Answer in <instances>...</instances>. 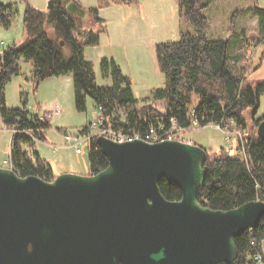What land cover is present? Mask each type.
Masks as SVG:
<instances>
[{
  "label": "trees",
  "instance_id": "16d2710c",
  "mask_svg": "<svg viewBox=\"0 0 264 264\" xmlns=\"http://www.w3.org/2000/svg\"><path fill=\"white\" fill-rule=\"evenodd\" d=\"M136 1L118 0L125 4ZM68 2L48 0L45 11L27 3L22 20L25 39L0 52V118L13 131L9 166L20 176L36 175L52 180L55 175L50 163L34 149L36 141L48 140L50 123L37 113L32 114L25 108H9L5 103L4 86L12 75L20 74L19 61L23 58L33 67L35 87L42 80L70 74L75 109L85 110L86 99L91 97L95 107H101L107 123L126 134H145L150 127L158 129L160 126L168 130L172 121L180 129H190L195 122L199 127L216 124L240 132L233 148L206 149L208 171L197 191V199L204 206L222 210L252 200L264 201V140L256 132L258 122L264 117L258 120L252 117L248 122L243 115L246 109L252 115L256 113L260 95L264 93V79L253 85L245 81L250 71L258 69L263 54H259L257 62L249 69L248 40L231 52L228 40L207 36V19L203 13L209 3L207 0H176L180 17L193 26V31L181 32L177 40L156 44V62L164 75V84L152 88L150 96L138 105L130 78L113 59L104 56L100 60L101 71L111 76L112 85L96 84L94 64L86 58L84 47L99 43L104 19L98 16L95 7L83 8L84 17L71 14L66 10ZM13 7L12 3H0V24L4 28L12 23ZM255 12L258 38L262 39L264 9L256 7ZM149 98L164 99V112L153 110L147 102ZM118 110L124 111V120L118 118ZM250 126H254L255 131H249ZM87 131L88 124L77 130ZM239 151L242 155L237 153ZM88 163L91 173L107 165L94 138L89 146ZM159 187L169 200L181 196L180 190L165 179L159 181ZM235 245L236 260L217 264H255V256L264 258V214L255 227L235 237Z\"/></svg>",
  "mask_w": 264,
  "mask_h": 264
},
{
  "label": "water",
  "instance_id": "95a60500",
  "mask_svg": "<svg viewBox=\"0 0 264 264\" xmlns=\"http://www.w3.org/2000/svg\"><path fill=\"white\" fill-rule=\"evenodd\" d=\"M66 10L86 14L74 1ZM256 132L264 140V118ZM95 141L107 165L94 173L65 171L44 180L0 165V264L236 260L235 237L258 224L264 201L227 210L202 205L205 148L178 139L119 142L98 135ZM161 179L180 190L179 199L162 194Z\"/></svg>",
  "mask_w": 264,
  "mask_h": 264
},
{
  "label": "rangeland",
  "instance_id": "374dc122",
  "mask_svg": "<svg viewBox=\"0 0 264 264\" xmlns=\"http://www.w3.org/2000/svg\"><path fill=\"white\" fill-rule=\"evenodd\" d=\"M70 1L76 2L85 10L91 7L98 9V16L104 19V29L99 34V46L96 49H104L108 60L113 59L122 73L130 78L134 96L143 103V99L150 96L152 88L164 84V75L159 71L156 62V44L177 40L181 32L193 31V26L180 17L176 0H137L131 4L118 0H102V4L101 0ZM207 1L209 3L203 9L207 19V36L228 40L231 52L235 51V46L243 45L242 42L248 40L246 60L249 69L257 62L259 54H263V58L258 69L250 71L245 81L253 85L264 79V37L258 38V16L255 12L256 7L264 9V0ZM47 2L48 0H0V3H12L15 11L8 28L0 24V52L7 46L19 44L25 39L22 20L27 3L45 11ZM100 60L101 58L95 61V81L98 86L109 87L112 85V79L110 75H103ZM19 64L20 74L12 75L4 86L5 103L9 108H25L32 114L37 113L44 117L50 123L48 139L50 137L54 142L60 140L65 142V132L76 133L80 127L95 119L96 110L91 97L86 99L85 110L75 109L70 74L63 75L61 80L56 77L42 80L35 87L32 65L23 58L20 59ZM149 104L153 110L164 112L166 103L164 99H156ZM117 114L120 120L125 119L123 110H118ZM243 115L248 122L252 117L256 120L264 117V93L260 95L256 113L252 115L250 110L246 109ZM248 130L252 132L255 128L250 126ZM12 132V129L4 125L0 118L1 166L8 165L3 158L4 151L9 148ZM172 132L176 138L195 141L208 151H214L219 147L230 148L233 140L240 138V132L216 124L204 127L194 124L190 129H172ZM36 144L42 155L52 157L55 154L45 144ZM81 148L79 159L88 162L87 143H83ZM237 153L242 155L241 151ZM68 154L70 156L72 150H69Z\"/></svg>",
  "mask_w": 264,
  "mask_h": 264
},
{
  "label": "built area",
  "instance_id": "2783aa9c",
  "mask_svg": "<svg viewBox=\"0 0 264 264\" xmlns=\"http://www.w3.org/2000/svg\"><path fill=\"white\" fill-rule=\"evenodd\" d=\"M95 110L97 112V115L95 119L88 124V131L86 133H82V132L64 133L65 143L70 146H74L77 153L82 152L81 145L83 143H87L89 147L92 139L93 138L95 139L96 136L98 135H103L105 137L111 138L119 142L130 141L134 139H143L149 142H156L165 139H178L175 137L174 132H172V129H180L175 125L174 121H172V125L168 130H164L160 126L158 129L150 127L149 131L145 134L142 133L126 134L121 130L113 129V127L109 123H107V121L105 120V118L101 113L100 106L95 107ZM178 140L191 142L190 140H184V139H178ZM253 261L255 262V264H261L264 263V258L260 256H255L253 258Z\"/></svg>",
  "mask_w": 264,
  "mask_h": 264
},
{
  "label": "crops",
  "instance_id": "0c3cea01",
  "mask_svg": "<svg viewBox=\"0 0 264 264\" xmlns=\"http://www.w3.org/2000/svg\"><path fill=\"white\" fill-rule=\"evenodd\" d=\"M99 46V44L97 45H92V46H86L84 47V54L86 56V58L90 59L94 66H95V61H98L100 58L102 57H106V51L104 49H99L97 50L96 48ZM95 58V60H94ZM62 76H58L56 77V79H63L61 78ZM155 101L156 99H148V103H152V101ZM94 103V101H93ZM138 103H142L138 101ZM94 105V104H93ZM95 107V105H94ZM58 110V109H56ZM96 115L97 112L95 111ZM50 140V141H49ZM234 141L231 143V148L234 147ZM36 143H42L45 144L47 147L51 148L53 153H55L52 157L49 155H42L40 153V151L37 149V144ZM34 149L38 152L39 156L45 160H47L53 170V173L59 174L61 172H76V173H81V174H87L89 173V163L83 159L81 160V158L79 159V153L76 152V149L74 146H70L68 144H66L65 142H62V140L58 141V142H54L53 140H51V138L49 137V139L47 141H36L34 144ZM72 150V154L69 156L68 151ZM8 151L9 148H7L4 151V155L5 157L3 158V161L6 162V164H8L7 160H8ZM49 151V150H48Z\"/></svg>",
  "mask_w": 264,
  "mask_h": 264
},
{
  "label": "flooded vegetation",
  "instance_id": "af4514ba",
  "mask_svg": "<svg viewBox=\"0 0 264 264\" xmlns=\"http://www.w3.org/2000/svg\"><path fill=\"white\" fill-rule=\"evenodd\" d=\"M89 173H91V172H89ZM88 174V173H87Z\"/></svg>",
  "mask_w": 264,
  "mask_h": 264
}]
</instances>
